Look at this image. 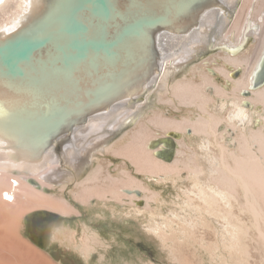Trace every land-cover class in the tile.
<instances>
[{
    "label": "bare ground",
    "instance_id": "obj_1",
    "mask_svg": "<svg viewBox=\"0 0 264 264\" xmlns=\"http://www.w3.org/2000/svg\"><path fill=\"white\" fill-rule=\"evenodd\" d=\"M241 1L219 0L213 8L200 9L203 12L198 22L181 35L166 28L149 31L154 41L150 50L144 51L147 41L142 40L143 37L139 40L142 59L144 56L145 60L150 58L149 64L127 75L129 79L137 70L129 80L131 82L116 95L78 109L79 113L69 119L73 121L61 125L56 132L50 133L52 129L46 126L48 122L35 125L38 115L32 110L20 116L18 111L13 112L29 105V97L22 95L20 102L0 101V264H52L42 253L19 239V229L24 215L30 211L45 210L63 217L74 214V208L63 194L54 196L48 194L47 189L55 188L62 193L75 181L73 198L83 203L92 199L89 205L95 203V197L96 206L101 204L115 213L117 207H109L108 202L117 201L125 206L123 199H130L129 208L119 212L139 220L144 231L156 239L172 264H193L195 259L203 263L198 258L202 250L211 253L216 264H248V241H253L259 251L264 250V0ZM47 4L48 0H0L1 37L43 15ZM78 4L76 0L75 5ZM125 5V0H118V8L123 14L128 10L123 8ZM92 8L90 5L83 16L90 29L86 40L100 39L104 29L115 38L116 27L120 30L136 20L128 16L127 21H109L104 25L101 17L93 16ZM177 17L173 13L168 20L172 25H178L183 17ZM52 32L57 47H66L75 40L74 35L64 31L61 23L55 25ZM252 37L257 43L254 54L237 55ZM212 47L223 50L224 54L217 57L222 58L227 68L220 67L217 71L228 81L231 90L205 72L178 77L181 69L192 63V57L200 49ZM66 53L74 55L76 51L69 49ZM33 66L38 68L37 64ZM148 66L147 74L140 77ZM229 67L243 70L242 78L233 79ZM0 69L7 71L2 66ZM25 70L30 74L35 71L29 66H25ZM138 75L139 79L133 82ZM156 94L160 105L174 106L178 101L182 108L191 109V116L182 119L166 117L168 115L165 116L161 108L154 114L150 112L152 115H145L144 107ZM143 98L145 101L141 103ZM258 105L263 106L262 111L257 110ZM112 111L114 114L108 115ZM7 119L15 121L9 123ZM114 122L120 126L115 130L116 134L133 124L134 131L127 130L110 145L108 143L113 138H109L88 160H80L107 139L108 136L104 135L106 129ZM256 123L259 128H255ZM153 128L157 129L156 134L163 131L164 136L150 140ZM174 132L191 135L193 139H189L190 142L194 140V144L187 159H177L170 165L154 157L149 148H154L155 156H158V152L167 146L156 149L154 141L169 136L175 138V134H171ZM100 133L101 136H96L93 141L85 142L89 136ZM47 136L50 137L47 145L36 154L20 149L18 144L41 146ZM73 139L74 145L77 148L84 146V150L77 157L78 150L70 149L68 156L79 161L70 158L65 161L66 149L73 145ZM60 144L64 147L61 151L57 149ZM18 152L20 155H16ZM110 153L128 159L136 172L155 184H164L168 180L177 183L183 179L180 171L185 168L188 184L179 188V205L168 215L161 209H153L150 204L158 199V195L151 193V197L141 198L142 193L149 191L127 170L121 176L100 180L103 168L100 156L105 158ZM68 162L67 168L72 172L63 176L60 174L63 167L60 166ZM78 162H83L84 166L78 167ZM86 167L93 169L82 180ZM99 180L101 186H94L93 183ZM142 199L146 200V206H137L135 201ZM243 215L249 217V223ZM62 225L52 230L51 245L58 239ZM202 228L211 229L216 237L211 245L200 236L204 232ZM186 245L194 250L184 253Z\"/></svg>",
    "mask_w": 264,
    "mask_h": 264
},
{
    "label": "water",
    "instance_id": "obj_2",
    "mask_svg": "<svg viewBox=\"0 0 264 264\" xmlns=\"http://www.w3.org/2000/svg\"><path fill=\"white\" fill-rule=\"evenodd\" d=\"M78 2L75 5L76 0H48L43 15L3 37L0 33V67L7 70L0 69V101L20 102L22 95L29 97V105L12 111H18L17 115L20 116L32 110L38 115L34 120L35 125L48 122L46 126L52 129L50 133L73 121L69 119L73 114L79 113L78 109L116 95L131 82L129 80L137 70L129 79L127 75L136 68L142 69L149 64L150 58L145 60L144 56V60L142 59L139 43L143 37L142 40L147 41L144 51L150 50L154 43L149 31L166 28L179 35L184 34L198 22L203 12L200 9L213 8L218 5L219 0H125L126 7L123 8L128 10L124 14L118 8V0ZM90 5L93 7L90 9L93 16L101 17L104 25L109 21H127L128 16L136 20L121 28L122 31L116 27L113 33L115 38L104 29L100 39L86 40L90 29L83 16ZM173 13L179 19L183 17L180 24L172 25L168 20ZM59 23L66 33L75 36L74 42L63 48L57 47L56 38L52 34L55 25ZM69 49L75 50L76 54H67ZM33 64H37L38 68L35 69ZM25 66L32 67L34 73L27 72ZM148 68L149 66L140 77L147 74ZM262 76L264 77V69ZM137 79L139 75L133 82ZM71 107L74 109L71 110ZM57 119L61 120L57 122ZM14 121L7 119L9 123ZM48 136L41 146L34 147L21 142L18 144L20 149L31 150L36 154L47 145L50 139ZM161 145H166L167 148L157 155L171 160L176 147L175 138L169 136L153 143L155 148ZM18 153L16 155L21 152ZM65 219L66 217L50 211L33 212L25 218L27 236L40 248L47 250L51 245L52 230L62 225Z\"/></svg>",
    "mask_w": 264,
    "mask_h": 264
},
{
    "label": "rangeland",
    "instance_id": "obj_3",
    "mask_svg": "<svg viewBox=\"0 0 264 264\" xmlns=\"http://www.w3.org/2000/svg\"><path fill=\"white\" fill-rule=\"evenodd\" d=\"M233 19L234 18L231 19L230 23L233 22ZM256 46L257 43L255 37H252L246 43L243 50H241V52L239 51L237 55H241L242 53H244V55L252 56L256 51L255 48ZM221 54H224L223 50H216L214 47L209 49H205V48L200 49L192 57L193 58L192 63H187L186 66L181 69L178 77L182 78L185 75L191 76L193 75V73H195L196 75H200V72L201 73L205 72L209 74L220 85L223 86L226 85V87L229 90H231L230 86L228 85V81L221 74H218L219 70L217 71V69H219L220 67L227 68L226 64H224V62L222 61V58L217 57ZM210 59L212 61H210ZM205 61H209V62L205 64ZM197 66H201L202 69L195 70ZM212 69L214 70L212 71ZM229 70L232 71L231 77L233 79L238 80L242 78L243 70L240 69L235 70L233 67H229ZM195 79L198 81L201 80V78L198 77H196ZM153 88L151 90H153ZM144 96L146 97V95ZM144 101L145 98H143L140 102L143 103ZM160 108L161 110L164 111L165 116L168 115L166 117L182 119L184 117L191 116L190 115L191 109L187 110L182 108L181 104H179L178 101L175 103L174 106L160 105V103L158 102V94L154 95L151 98L150 102L146 104V106L144 107V109H146L145 115L147 114L148 116L152 115L154 114V111ZM257 110L262 111L263 106L258 105ZM150 112H152V114ZM111 114H114V111L110 112L108 115ZM93 119H99V117L92 118L91 121ZM106 123L107 120L104 126H106ZM114 124L115 122L112 125H109L108 129H106L104 135L108 136L107 139H105V141L92 148L90 150V153L87 152L88 156H86L87 155L86 154L85 155L86 157H83L80 160H84V161L88 160V158H90V156H92L96 152V149H98L101 145H104L109 138L111 137L113 138L110 139L108 143L110 145L112 144V142L114 143L118 139H120L121 136L127 130L132 132L134 131L133 129L135 128V124L130 126L128 125L126 126V128L122 130L121 133L116 134L114 132L115 130H118L120 126L117 127ZM259 127L260 125L256 123L255 128H259ZM156 133H157V129L153 128L150 131V136H151L150 140L155 139L158 136L159 137L164 136L163 131H159V134ZM171 134L172 135L175 134V139L177 140L176 147L173 151V155L171 156V160H165L159 158V156H155L154 148L153 149L149 148V150H151L154 153V157L159 159L161 162L173 165L177 159L184 160V158L187 159L189 155H191L192 153L191 149L194 144L193 142L194 140L190 142V139L193 138L191 135L188 134L183 135L178 132H174ZM98 135L101 136V133L96 134L95 136H89L85 142L93 141L94 138ZM57 149L61 151L64 149V147L63 145L61 146L60 144ZM70 149H77L78 150L77 157H78L81 156L84 150V146H80L79 148H77V146L74 145V139H73V145L69 146L66 149L65 161L67 159L69 161L70 155L68 156V151ZM215 149L217 150V148ZM180 152L181 154H179ZM100 157L102 160L101 165L103 167L102 173L100 175V180H103L108 176H115V177L121 176L122 172L127 170L131 176H133L137 180L139 179L140 181H142L143 182L142 185L145 187V189L149 191L147 193H142L141 198L151 197L152 196L151 193H155L158 195L157 196L158 199L152 201L150 204L152 205L151 207H153V209H157V210L161 209L163 210V212H165L168 215L169 214L168 212H170L171 209H174L179 205L180 198L177 195L181 193L179 188L182 186L186 187L188 184L187 182L188 171L185 168H182L180 171L183 175L182 176L183 179H179L177 183L168 180L169 182L167 181L164 184H157V183L155 184V182L144 179L145 177L142 176V174L136 172L135 166H133L128 159L114 157L113 155H111V153L109 156L105 158L102 155ZM71 160L79 161V159L78 158L75 159V157ZM82 163L78 162L77 163L78 167L84 166ZM67 165H69V162L60 166L63 167L60 168L61 169L60 174H62L63 176H67L68 173L72 172L70 169L67 168ZM92 169H93L92 167L85 168V171H83L84 173L81 177L82 180L89 174L90 171H92ZM100 180L98 182L93 183V185L101 186ZM75 184L76 181L70 183L68 189L62 193H60L55 188L47 189V193L54 196L59 197L63 194L66 197V200L74 208L75 211L74 214L72 213V215L65 216L66 219L63 225L61 226V233L58 236V239H56V241L47 250H44L40 248L38 245H36L27 236V232H26L25 217L28 214L35 212V211H30L24 215L21 223V227L19 229V234H18L19 239L23 241V243L26 244L28 243V245L30 244V246L34 247L40 254L42 253L41 255L45 259L47 260L49 259V261L52 264H143V262L151 263V264H172V262L168 261L166 253H164V251L160 248L156 239L150 237V235H148L147 232L144 231V228L142 227L141 222L139 220L125 216L124 212H119V211L127 210L129 208V204H131L130 199L127 198L123 199V201L125 202V206L124 203L122 205L121 202H117V201L108 202L107 204L109 207L112 205H115L117 207L114 213V211H112L107 207H104L101 204L96 206L95 203L98 201L96 200L95 197H93V200L95 201L93 205L88 204L92 202V199L87 200L85 203H83L82 201L75 200L73 198L74 197L73 191L76 190ZM176 197L178 198V200ZM135 202L136 205L139 207L146 206L145 199ZM36 211H42V210H36ZM242 217L247 223H249L250 219L248 216L243 215ZM206 230L208 231V233H204ZM206 230L202 228V232L203 231L204 232L200 234V236L202 235L205 241L209 242L207 244L211 245L212 242L216 241V237L213 235L211 229H206ZM248 247L250 253L249 258L247 259L248 264H264V250L261 249L259 251L258 246L253 241L252 242L248 241ZM192 250L194 249L190 245H186L184 247V253L192 252ZM210 254L202 250L200 255H198L199 256L198 258H200L203 263L195 259L193 264H216V261L213 259L212 255L210 256Z\"/></svg>",
    "mask_w": 264,
    "mask_h": 264
}]
</instances>
